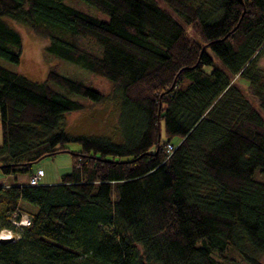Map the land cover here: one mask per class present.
Here are the masks:
<instances>
[{
	"label": "trees",
	"instance_id": "trees-1",
	"mask_svg": "<svg viewBox=\"0 0 264 264\" xmlns=\"http://www.w3.org/2000/svg\"><path fill=\"white\" fill-rule=\"evenodd\" d=\"M85 1L109 19L64 0H0V58L21 59L10 17L112 83L0 64L1 173L73 159L60 182L0 185V234L12 232L0 264H264V0ZM71 93L118 98L121 140L68 133L65 113L87 107Z\"/></svg>",
	"mask_w": 264,
	"mask_h": 264
},
{
	"label": "rangeland",
	"instance_id": "rangeland-1",
	"mask_svg": "<svg viewBox=\"0 0 264 264\" xmlns=\"http://www.w3.org/2000/svg\"><path fill=\"white\" fill-rule=\"evenodd\" d=\"M157 1L160 7L169 9L168 7H166L164 2L160 0ZM64 2L74 6L75 8L90 11L98 19L100 18L104 21H107L109 19L108 14H106L102 10L97 9L90 2H87L85 0H64ZM7 20L9 24L13 26V28L17 30L21 35L23 50L19 63L14 64L5 58H0L1 65L6 66V68H13L17 71H20L26 77H30L35 81L46 79V75L50 67L53 65H57L59 67V71H61L65 75H72L82 78L89 86H93L99 91H111L112 83L109 79L105 78L104 76L95 74L92 71L90 72L81 63L79 64L73 61L69 62L60 57H56L50 52H47L45 50V47L49 42L48 37H45L38 32L36 33L29 25H24L16 19L14 20L10 17H7ZM260 55L261 56L259 57V63L264 66V51ZM218 65L225 68L221 60H218ZM237 82L245 89V91L247 90V81L241 79ZM56 87L60 91L66 92V89L62 86L56 85ZM69 96H72L74 99L80 100L81 102H85L87 107L83 108V110H72L71 112L65 113V128L68 133L72 135L75 134L83 136H110L115 141L121 140L119 125L121 108L118 98H108L103 102L90 104L89 100L84 96L74 93L69 94ZM262 115L264 118L263 111ZM172 142L178 144L179 137H175ZM67 146L68 148H70V150L80 149V145L77 142H71ZM72 162V153L70 151H64L61 153H57L53 157H43V159L33 165L32 171L33 173H35L37 172V170H46V175L41 179V184L47 183L48 181H53L52 183L60 182L61 176L63 174L72 171ZM28 175L29 174H27V176ZM19 176V178H21V174ZM27 176L23 175L24 178H26ZM14 183H16V180L13 174L5 175L0 171V185ZM21 205H23L24 208L27 207L32 211H35L38 208L36 204L34 205L26 200L22 201ZM262 260H264V258H262Z\"/></svg>",
	"mask_w": 264,
	"mask_h": 264
},
{
	"label": "built area",
	"instance_id": "built-area-1",
	"mask_svg": "<svg viewBox=\"0 0 264 264\" xmlns=\"http://www.w3.org/2000/svg\"><path fill=\"white\" fill-rule=\"evenodd\" d=\"M174 148V145L169 143L168 144V150H172ZM43 178V171L37 170V172L33 173L29 178L28 182L30 185H36V184H41V179ZM19 223L21 224H27L29 223L28 217H24ZM1 238H11L12 237V232L11 231H6L3 230L0 234Z\"/></svg>",
	"mask_w": 264,
	"mask_h": 264
},
{
	"label": "crops",
	"instance_id": "crops-1",
	"mask_svg": "<svg viewBox=\"0 0 264 264\" xmlns=\"http://www.w3.org/2000/svg\"><path fill=\"white\" fill-rule=\"evenodd\" d=\"M40 169V168H39ZM42 170V169H41ZM43 171V178L46 175V170H42ZM13 174V173H12ZM15 176V180H16V184H23V182H27L29 175L27 176V174H21V178H19L20 174H13ZM23 175H26L27 177L24 178ZM53 181H48L47 183H52ZM55 182V181H54ZM6 184V183H4ZM8 185V184H7Z\"/></svg>",
	"mask_w": 264,
	"mask_h": 264
},
{
	"label": "water",
	"instance_id": "water-1",
	"mask_svg": "<svg viewBox=\"0 0 264 264\" xmlns=\"http://www.w3.org/2000/svg\"><path fill=\"white\" fill-rule=\"evenodd\" d=\"M2 241H9L11 238H1Z\"/></svg>",
	"mask_w": 264,
	"mask_h": 264
}]
</instances>
